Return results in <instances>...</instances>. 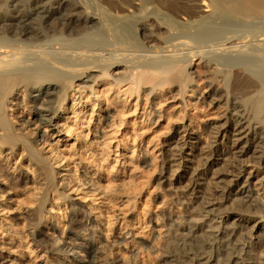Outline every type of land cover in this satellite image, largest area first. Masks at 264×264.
<instances>
[{"label": "bare ground", "instance_id": "1", "mask_svg": "<svg viewBox=\"0 0 264 264\" xmlns=\"http://www.w3.org/2000/svg\"><path fill=\"white\" fill-rule=\"evenodd\" d=\"M97 1L0 0V252L264 264V0Z\"/></svg>", "mask_w": 264, "mask_h": 264}, {"label": "rangeland", "instance_id": "2", "mask_svg": "<svg viewBox=\"0 0 264 264\" xmlns=\"http://www.w3.org/2000/svg\"><path fill=\"white\" fill-rule=\"evenodd\" d=\"M96 1V3L98 2L99 3V1H97V0H95ZM13 16L12 17H14V18H16L17 16H18V13L17 14H12ZM60 20V19H59ZM53 23H57L58 21H57V19H55V20H53L52 21ZM64 21H62V20H60V23H63ZM134 30H132V31H130V35H131V37L133 38L132 39V42H134V44L136 43V44H140L141 43V39H140V37H139V35H137V32H133ZM135 33V34H134ZM133 34L136 36H138L139 38H137V36L135 37H133ZM137 38V39H136ZM139 39V40H138ZM199 64H200V62H198V61H194V65H192V67H191V69H190V71L193 73V76H195V80H196V83L198 84V88L200 89V91H207V89L205 88V85H206V76L204 75V74H202L201 72H199V68H200V66H199ZM203 95L204 96H206V93H203ZM33 96H35V95H33ZM178 102H176L175 103V105H174V107H180V105L179 104H177ZM165 104H167L168 106H171L172 104H173V102L170 100V99H168V100H166V102H165ZM205 110H207V109H205ZM204 110V111H205ZM212 112H215V113H218V112H220L221 110H218V111H216V110H211ZM25 114V113H24ZM190 118V117H189ZM191 154H192V152H190V149L188 148V147H185L184 148V150H183V155H185L187 158H189L190 156H191ZM219 159H220V157H219ZM131 161H134V160H131ZM125 165H127V167H129L130 166V164H125ZM245 168V167H244ZM245 169H248V168H245ZM250 171H251V173H252V177H251V179H250V182H251V187L254 189V190H256V191H258V194L261 196V197H264V193H263V187H262V185H261V183L264 181V172L261 170V169H254V168H252V169H250ZM183 172L184 171H181V172H179L178 174H177V176L178 177H181L182 175H183ZM206 175H208V176H210L211 175V172H209V170H207L206 171ZM205 176V175H204ZM207 176V177H208ZM120 183H119V185H122L123 183L125 184L127 181H128V176L126 175V174H124L121 178H120ZM171 196H173V194L171 195ZM170 196V197H171ZM171 198H174V196L173 197H171ZM241 216H240V219H242L243 221H242V224L243 225H245V226H251L252 224H253V218H249V216L247 217L246 216V214H240ZM246 216V217H245ZM238 217H236V219H237ZM69 219V217L67 218V220ZM230 221H232V219L230 220ZM79 226H77V225H72L71 226V230H77V231H79L80 232V229L78 228ZM244 228V227H243ZM47 235L45 236V235H39V234H37V238L39 239V240H41V241H46V240H48V239H52V236H51V234H50V232H48V233H46ZM82 239L85 241V239L86 240H89V238L87 237V236H84V235H82L81 234V232H80V238H78V237H76V236H72L71 237V240L72 241H70L71 242V244H77V243H79V244H81V242L83 243V241H82ZM246 240H248V239H246ZM68 242H69V240H68ZM62 243V242H61ZM6 248H5V250L3 249L1 252H0V255L3 257V259L0 261V264H26V261H25V257L24 256H21L20 254H13V252L12 251H16V253H18V248L16 247V246H14L13 245V243L12 242H9V244H8V246H5ZM9 247H10V249H12V250H8L9 249ZM63 248L66 250V251H68L70 248H71V245H69V244H67V243H64L63 244ZM70 253V252H69ZM69 257H72L71 255H69ZM79 260L81 261V259L79 258Z\"/></svg>", "mask_w": 264, "mask_h": 264}]
</instances>
